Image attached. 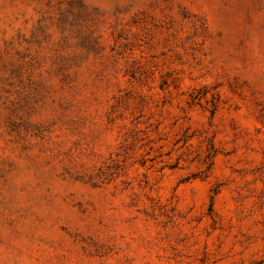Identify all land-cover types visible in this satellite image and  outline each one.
Returning a JSON list of instances; mask_svg holds the SVG:
<instances>
[{
	"label": "rangeland",
	"instance_id": "1",
	"mask_svg": "<svg viewBox=\"0 0 264 264\" xmlns=\"http://www.w3.org/2000/svg\"><path fill=\"white\" fill-rule=\"evenodd\" d=\"M0 264H264V0H0Z\"/></svg>",
	"mask_w": 264,
	"mask_h": 264
}]
</instances>
